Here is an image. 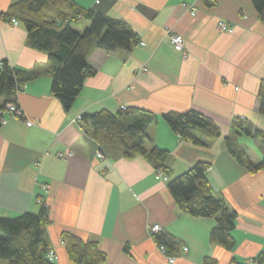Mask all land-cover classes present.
Wrapping results in <instances>:
<instances>
[{
	"label": "crops",
	"instance_id": "0c3cea01",
	"mask_svg": "<svg viewBox=\"0 0 264 264\" xmlns=\"http://www.w3.org/2000/svg\"><path fill=\"white\" fill-rule=\"evenodd\" d=\"M13 1L0 0V62L39 75L17 94L23 114L5 113L6 123L0 118V217L39 213L44 204L58 264H77L62 243L66 232L97 241L107 254L103 264H230L233 258L257 264L264 250V169L250 172L226 145L235 119L264 131L258 96L264 23L253 0H75L126 21L140 41L131 50L95 48L88 58L94 72L70 110L52 93L48 53L28 44L22 23L3 17ZM190 5L198 7L195 15ZM220 21L234 31H221ZM88 25L84 20L78 29ZM172 32L183 35L187 56L171 43ZM123 106L157 115L145 145L168 150V172L160 175L143 155L110 156L94 137L92 121L82 118ZM190 109L220 127L217 140L207 146L183 140L163 119L167 111ZM239 137L249 157L261 162L262 139ZM69 151L74 154L60 156ZM197 162L209 164L213 192L237 214L233 250L211 242L215 218L183 212L168 188ZM154 223L179 242L175 262L159 251L150 233Z\"/></svg>",
	"mask_w": 264,
	"mask_h": 264
},
{
	"label": "trees",
	"instance_id": "16d2710c",
	"mask_svg": "<svg viewBox=\"0 0 264 264\" xmlns=\"http://www.w3.org/2000/svg\"><path fill=\"white\" fill-rule=\"evenodd\" d=\"M208 1V0H206ZM209 5V2H208ZM255 10L264 23V0H253ZM6 20L16 18L27 31V42L33 48L46 52L52 63V93L70 110L80 95L86 78L94 71L88 63L95 48L108 51L131 50L140 41L131 26L122 19L108 16L93 8H85L75 0H14L4 11ZM89 25L84 31L78 26L84 21ZM39 75L36 71L20 69L7 60L0 62V118L9 103L16 104L17 94L23 86ZM260 111L264 114V79L258 89ZM20 108V107H19ZM139 116L132 118L133 114ZM93 123V134L112 157L127 159L143 155L154 165L168 172L169 152L159 146L148 149L145 141L151 139L148 126L157 115L141 112L132 107H121L117 112L107 109L82 116ZM171 130L181 139L203 146L209 145L221 135L216 123L196 109L183 112L167 111L163 114ZM238 118L234 130L226 136V145L232 155L250 172L264 169V156L255 163L247 151L239 145L242 134L260 137L264 144V131L253 129ZM209 164L197 162L186 172L173 178L168 188L180 209L195 217H213L216 224L210 232L212 243L229 250L236 245L232 231L237 214L213 192L207 179ZM48 209L43 204L39 213L26 212L15 217H0V260L7 264H58L48 258L52 248L48 233ZM158 245H164L173 255L179 250V242L167 232L153 234ZM63 239L71 260L77 264H103L107 254L95 240H84L66 232ZM212 264V259H207ZM257 264H264V250L256 256ZM230 264H241L233 258Z\"/></svg>",
	"mask_w": 264,
	"mask_h": 264
},
{
	"label": "built area",
	"instance_id": "2783aa9c",
	"mask_svg": "<svg viewBox=\"0 0 264 264\" xmlns=\"http://www.w3.org/2000/svg\"><path fill=\"white\" fill-rule=\"evenodd\" d=\"M97 2H100V0H97ZM186 5V4H185ZM186 6H188V5H186ZM189 8H191V12H192V14L193 15H195L196 13H197V10H198V7H196V6H194V5H190V7ZM11 22L12 23H14V24H18L19 23V21L16 19V18H12V20H11ZM218 28L221 30V31H230V32H233L234 31V28L233 27H231L228 23H226L225 21H220L219 23H218ZM170 40H171V43L175 46V47H177L178 49H182V51L183 52H185V50H186V41H185V39H184V37H183V35L181 34V33H178V32H172V33H170ZM188 55V53L187 52H185L184 53V56H187ZM123 107H125V106H123ZM13 113V114H16V115H19V116H21L22 114H23V112H22V110H21V108H19V107H17L16 106V104H14V103H9L8 105H7V108H6V110H5V113ZM5 113H4V115H5ZM243 119V118H242ZM237 119H235V121H236ZM1 121H2V123H6V121H7V119H6V117L5 116H3L2 118H1ZM28 125H32L33 124V122L32 121H28V123H27ZM74 154V152H72V151H69V152H67V154H65V153H61L60 154V156H62V157H65L66 155H73ZM98 156L99 157H105V155L103 154V152L102 151H99L98 152ZM158 173L160 174V175H162V168H160V169H158ZM48 188H49V186L48 185H44L43 186V189H44V191H48ZM162 230V226L159 224V223H154V224H152L151 226H150V233L153 235V234H155V233H157V232H159V231H161ZM158 249H159V251L163 254V255H165V256H167L168 257V259H169V261L170 262H175L176 260H177V256H175V255H171V254H168L167 253V248L164 246V245H158ZM48 258L49 259H51V260H55L56 258H57V254H56V252H55V250L53 249V248H51L50 250H49V252H48Z\"/></svg>",
	"mask_w": 264,
	"mask_h": 264
},
{
	"label": "rangeland",
	"instance_id": "374dc122",
	"mask_svg": "<svg viewBox=\"0 0 264 264\" xmlns=\"http://www.w3.org/2000/svg\"><path fill=\"white\" fill-rule=\"evenodd\" d=\"M164 170L162 169V172H163ZM62 243H64V244H66V242H65V240L63 239L62 240ZM58 259V255H57V258L55 259V260H57Z\"/></svg>",
	"mask_w": 264,
	"mask_h": 264
}]
</instances>
